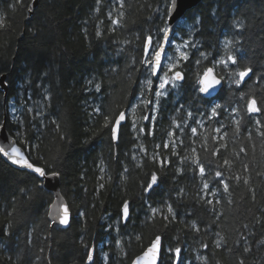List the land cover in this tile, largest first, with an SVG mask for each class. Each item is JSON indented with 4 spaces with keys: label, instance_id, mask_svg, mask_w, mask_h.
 <instances>
[{
    "label": "trees",
    "instance_id": "16d2710c",
    "mask_svg": "<svg viewBox=\"0 0 264 264\" xmlns=\"http://www.w3.org/2000/svg\"><path fill=\"white\" fill-rule=\"evenodd\" d=\"M34 2L0 0V127L6 116L31 162L60 172L73 220L53 228V194L0 155V264H87L89 248L92 264H131L157 235L182 264H264V0H204L187 13L176 31L188 40L184 79L160 97L155 82L144 87L145 49L149 36L147 57L162 41L172 0ZM229 52L237 64L225 68ZM209 67L224 81L213 100L199 91ZM252 98L260 113L248 112Z\"/></svg>",
    "mask_w": 264,
    "mask_h": 264
},
{
    "label": "snow or ice",
    "instance_id": "6c2138e0",
    "mask_svg": "<svg viewBox=\"0 0 264 264\" xmlns=\"http://www.w3.org/2000/svg\"><path fill=\"white\" fill-rule=\"evenodd\" d=\"M176 0H172L173 7L175 6ZM31 11V9H29ZM183 25L177 23L176 28L177 31L180 30V28ZM163 36H162V41L158 40L157 45L155 48H153V55L151 57H147V52L148 48H152V37L149 36L147 37V46L145 49V55L146 59L144 63L146 66L150 65L153 71V75H155L157 72L160 71L161 68V60H162V53H164V45L169 42V34L172 31L169 26H165L161 29ZM187 45H185L186 47ZM232 46V41H226L225 42V47L229 48ZM176 50L180 52V57L182 59H187V55L184 52L180 51V47L177 46ZM231 62V64L235 65L237 64V58L230 52L227 54V59H221L217 61L220 65L224 66L227 68L228 63ZM174 65L169 64L168 65V71L172 72L171 79L167 77L165 74L163 81L160 83L159 87L160 89H165L166 86L171 84L172 87H176V81L183 80L184 77L181 72L179 71H173ZM252 73V68L245 66L242 70H236L232 74L237 77L235 80V83L239 85L241 82L244 81L245 77H248ZM151 83V81H149ZM201 87L199 88V91L205 95H210L211 91L214 90L218 85H220L221 81L218 79L214 73V69L209 67L205 70L203 73L202 78L199 81ZM97 90H99V86H97ZM163 92H156L155 95L156 97H160L163 95ZM148 103H152V101H149ZM158 106V104H157ZM247 110L249 113H260L262 111L261 107L257 105V101L255 98H252L248 105H247ZM98 112L99 109H96ZM213 115H215V110H213ZM126 119L125 113L121 112L118 116V118L114 122V126L112 128V136L113 139L117 138V132L118 129L120 128L121 121H124ZM144 119H148V117H144ZM259 123V121H257ZM107 124V121H106ZM195 131V129H193ZM8 148L10 150H6L4 146H0V153H2L4 156H6L13 164L19 165L23 168H26L28 170H31V172L35 173L37 175V178H42V179H47L49 177L51 178H58L60 176V172L58 171H46L44 167L40 166H35L33 163L29 161V159L25 156L24 152L19 148L14 145L8 144ZM161 166H163V162H161ZM200 174H204V168L200 167L199 169ZM217 176H220V173L216 174ZM159 177L154 173L151 176L150 182L144 187V191L150 192L153 190L154 186L158 184ZM204 188H208V184H204ZM225 191L228 189V185H224ZM211 203V201H209ZM53 208L56 209V214L55 216H52V213L49 212V216L51 217V223H56L57 220L59 222V225H64L68 226L70 224V210L69 206L64 203L60 204H54L52 205ZM169 213H172V218H175V214L173 213V209L171 206H168L167 208ZM158 209H153L152 214L153 216L156 215ZM131 213V209L129 206V202L125 201L122 205V219L127 222L129 219ZM81 215H83L81 213ZM164 220H168V216H163ZM86 248H88V245H85ZM95 249L94 248H89L88 253H87V264H92L93 261V253ZM181 252L182 249L179 246L176 247H166L164 244L163 237L160 235H157L151 242L150 245L147 247V249L140 255L138 256L133 264H165V260H170L171 264H182L181 262ZM243 264V262H241Z\"/></svg>",
    "mask_w": 264,
    "mask_h": 264
},
{
    "label": "water",
    "instance_id": "95a60500",
    "mask_svg": "<svg viewBox=\"0 0 264 264\" xmlns=\"http://www.w3.org/2000/svg\"><path fill=\"white\" fill-rule=\"evenodd\" d=\"M204 0H176L175 2V6L173 7V4L171 2L170 8H169V18H168V26L171 28V32L169 34V42L167 44L164 45V53H162V60H161V68L160 71L157 72L155 75H153V80L154 81H158L164 65H165V59L166 56L172 46L173 43V38L175 36V33L177 31L176 28V24L177 23H181L182 19L187 15V13H189L190 11L194 10L195 8H197ZM38 6V0H35L34 2V9H36ZM214 73L216 75V77L218 79H220L221 83L220 85H218L214 90L211 91L210 95H205L203 93L202 96L204 99L207 100H213L215 98H217V96L220 94L221 90L224 87V81L221 77H219L214 69ZM201 87V85H200ZM0 88L1 90L5 93V102L8 96V92H9V86L7 84V75L4 74L3 76L0 77ZM125 113V117H126V112ZM126 120V119H125ZM124 121H121L120 124V128L118 129L117 132V138L114 139L115 142L118 141V136L120 133V129L121 126L125 123ZM8 144L14 145L16 147H19L25 154V156L29 159V161L31 162L27 151L25 149H23L17 142V140L9 133L8 131V127H7V117L5 116L4 122L2 124V126L0 127V146H4L6 150H10L8 148ZM2 159L11 167H13L14 169L20 170V171H25V172H29V173H33L31 172V170H28L26 168H23L19 165H15L13 164L6 156H4L2 153H0ZM32 163V162H31ZM35 165V164H34ZM37 166V165H35ZM35 174V173H33ZM36 175V174H35ZM37 176V175H36ZM42 181V186L45 188V190H47L48 192L52 193L54 196V200L51 203L50 207H49V211H48V219L51 222V217L49 216V212L52 213V216H55L56 214V209L52 207V205L54 204H60V203H64V204H68V201L66 200V198L63 196L62 191H61V176H59L58 178H47V179H42L39 178ZM69 210H70V224L68 226H64V225H59V222L57 220L56 223H52V227H57L59 229L62 230H67L71 227L72 224V220H73V214L72 211L70 209L69 206ZM136 259V258H135ZM134 259V260H135ZM134 262V261H133ZM133 262L131 264H133Z\"/></svg>",
    "mask_w": 264,
    "mask_h": 264
},
{
    "label": "rangeland",
    "instance_id": "374dc122",
    "mask_svg": "<svg viewBox=\"0 0 264 264\" xmlns=\"http://www.w3.org/2000/svg\"><path fill=\"white\" fill-rule=\"evenodd\" d=\"M176 36H177V38L173 41L172 46H171V48H170V50H169V52H168V54L166 56L163 72H162L159 80L155 82L153 80L152 73H151L150 79L147 80V82H145V84H144L145 90H151L152 89V85H154V82H155L156 92H158V91L163 92L164 94L161 95V96H166L167 93H168V90L175 89L181 83V80H179V81L175 82L176 85H177L176 87H172L171 84L166 86L165 89H160V87H159L160 83L164 79L165 74L167 75V77L169 79H171V76H172L173 73L168 71V65L169 64H173L174 65L173 71H178L177 68L182 65L183 61L184 62L186 61L185 59H182L180 57V52H178L176 50L177 46L180 47V51L184 52L187 55V58H188V55H189V53H188V51H189L188 40L181 34L177 33ZM185 45H187V46L185 47ZM179 72H181V71H179ZM149 81H151V83H149Z\"/></svg>",
    "mask_w": 264,
    "mask_h": 264
}]
</instances>
